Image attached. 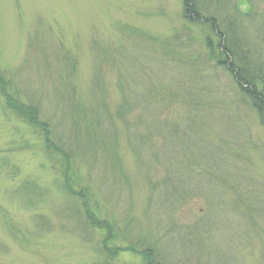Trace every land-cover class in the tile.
Here are the masks:
<instances>
[{
	"label": "rangeland",
	"instance_id": "obj_1",
	"mask_svg": "<svg viewBox=\"0 0 264 264\" xmlns=\"http://www.w3.org/2000/svg\"><path fill=\"white\" fill-rule=\"evenodd\" d=\"M229 1L264 49V0ZM217 41L184 0H0V264H264V125Z\"/></svg>",
	"mask_w": 264,
	"mask_h": 264
},
{
	"label": "trees",
	"instance_id": "obj_2",
	"mask_svg": "<svg viewBox=\"0 0 264 264\" xmlns=\"http://www.w3.org/2000/svg\"><path fill=\"white\" fill-rule=\"evenodd\" d=\"M229 5H231V1L229 0H227V2L225 0H184L185 14L187 17L190 20L200 23V25H205L209 32L216 34L218 41L215 52L220 55L218 64L225 66L233 75L240 91L251 101L253 108L257 111L260 120L264 125V66L257 64L255 62L256 58H253L254 54L252 55V53H255L258 50L262 52L264 49L257 47L253 52L251 48L246 45L247 42L245 38H242L241 31L246 29H244V26L239 22V15L248 12V10L244 11L241 8L242 6H240L241 13H239L236 7L232 9ZM222 16H224V18H222ZM212 40L213 37L208 36V44L210 47ZM0 87L5 91L3 96H6L8 104L14 106V101L6 91L7 82L1 76ZM29 110L31 111L25 115L29 118L31 117L32 122L36 125L39 124L37 121V108L32 107L31 109L29 108ZM40 127L43 128L44 133H47V145L53 147L47 127L41 123ZM174 129L175 128H173V130ZM150 131L152 132V130ZM173 134L174 133H172V135ZM54 149L59 151V149L55 147ZM165 183L168 184L167 181ZM163 187L165 188V186ZM79 194L82 198L83 206L85 207L89 220L95 223L99 228L104 227H101L102 222L96 221L93 216L94 214L90 210L92 208L85 190H82ZM171 196L173 197V194H171ZM163 197L165 196L163 195ZM165 199L166 198L163 200L165 201ZM147 258L148 260H153L155 258L154 251L149 250Z\"/></svg>",
	"mask_w": 264,
	"mask_h": 264
}]
</instances>
